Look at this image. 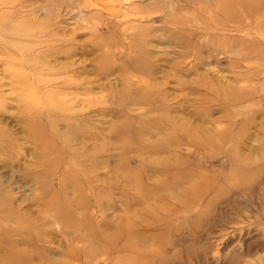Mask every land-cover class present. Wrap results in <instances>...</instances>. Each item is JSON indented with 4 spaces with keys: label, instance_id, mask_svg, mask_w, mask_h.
I'll return each instance as SVG.
<instances>
[{
    "label": "rangeland",
    "instance_id": "1",
    "mask_svg": "<svg viewBox=\"0 0 264 264\" xmlns=\"http://www.w3.org/2000/svg\"><path fill=\"white\" fill-rule=\"evenodd\" d=\"M0 264H264V0H0Z\"/></svg>",
    "mask_w": 264,
    "mask_h": 264
},
{
    "label": "bare ground",
    "instance_id": "2",
    "mask_svg": "<svg viewBox=\"0 0 264 264\" xmlns=\"http://www.w3.org/2000/svg\"><path fill=\"white\" fill-rule=\"evenodd\" d=\"M97 5V4H96ZM123 5V4H122ZM98 6V5H97ZM99 7H101V6H99ZM115 9V8H114ZM50 39V38H49Z\"/></svg>",
    "mask_w": 264,
    "mask_h": 264
}]
</instances>
